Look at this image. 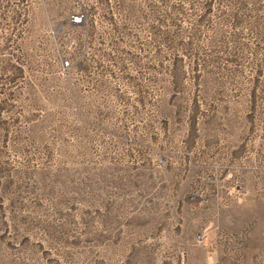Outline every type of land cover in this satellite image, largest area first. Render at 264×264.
<instances>
[{
    "label": "rangeland",
    "instance_id": "rangeland-1",
    "mask_svg": "<svg viewBox=\"0 0 264 264\" xmlns=\"http://www.w3.org/2000/svg\"><path fill=\"white\" fill-rule=\"evenodd\" d=\"M0 264H264V0H0Z\"/></svg>",
    "mask_w": 264,
    "mask_h": 264
},
{
    "label": "built area",
    "instance_id": "built-area-1",
    "mask_svg": "<svg viewBox=\"0 0 264 264\" xmlns=\"http://www.w3.org/2000/svg\"><path fill=\"white\" fill-rule=\"evenodd\" d=\"M42 1H44V0H42ZM70 23L72 24V25H75V26H83L84 25V23H85V19H84V15L82 14V13H75V14H73V15H71V17H70ZM70 66L71 65H69V61L68 60H64L63 62H62V67L63 68H70ZM204 234H201V235H199V240H202L203 238H204Z\"/></svg>",
    "mask_w": 264,
    "mask_h": 264
},
{
    "label": "trees",
    "instance_id": "trees-1",
    "mask_svg": "<svg viewBox=\"0 0 264 264\" xmlns=\"http://www.w3.org/2000/svg\"><path fill=\"white\" fill-rule=\"evenodd\" d=\"M80 67L82 68V64L81 65H78V68H80Z\"/></svg>",
    "mask_w": 264,
    "mask_h": 264
}]
</instances>
